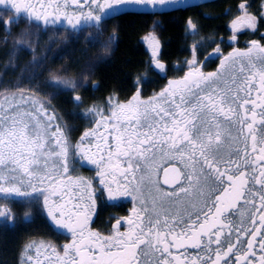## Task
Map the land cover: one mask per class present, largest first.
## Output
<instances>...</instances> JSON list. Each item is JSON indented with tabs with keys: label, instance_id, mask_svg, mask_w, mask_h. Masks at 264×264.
Wrapping results in <instances>:
<instances>
[{
	"label": "flooded vegetation",
	"instance_id": "af4514ba",
	"mask_svg": "<svg viewBox=\"0 0 264 264\" xmlns=\"http://www.w3.org/2000/svg\"><path fill=\"white\" fill-rule=\"evenodd\" d=\"M261 1L0 0V12L13 15L0 23L10 40L23 22L72 32V42L126 14L185 16L187 48L178 58L163 61L164 43L143 40L147 66L163 79L157 91L143 95L144 76L131 97L92 109L87 127L79 116L77 130L49 110L51 131L19 148L26 162L17 175L3 173L18 178V193L0 190V221L41 223L23 264H264ZM220 4L224 30L203 32L198 18L211 19L205 10ZM6 39L0 35V50ZM29 112L44 128L38 109Z\"/></svg>",
	"mask_w": 264,
	"mask_h": 264
},
{
	"label": "trees",
	"instance_id": "16d2710c",
	"mask_svg": "<svg viewBox=\"0 0 264 264\" xmlns=\"http://www.w3.org/2000/svg\"><path fill=\"white\" fill-rule=\"evenodd\" d=\"M250 1L254 2L255 0ZM261 3L264 4V1ZM222 8L223 5L220 4L210 10H205L211 15V19L198 18L199 27L203 32L217 34L224 30L225 17L222 15ZM184 20L183 14L163 19L126 14L121 16L114 26L105 27L102 30L94 27L86 29L84 35L76 37L69 43L67 49L60 51L58 56L61 62L69 64L72 71H79L80 64L76 60L80 59L82 53L78 51L83 48L87 49L88 55L95 53L97 48L107 47L110 48V54L93 70L92 83L85 87L79 95L82 103L75 101L74 93L62 91L54 100L57 109L77 130L80 127L77 121L79 116L83 120V125L87 127L88 122L94 116L91 112L92 109L104 108L108 102L115 99L119 101L131 97L136 90V80L142 79L144 76L148 78V81L142 82L143 95L147 96L152 91H157L160 88L159 85L163 83V79L147 66L149 54L147 55L143 40L155 37L161 43L163 42L165 45L163 61L174 60L187 48V40L183 35L185 32L183 30ZM23 24L26 23H21L16 31L19 32L24 26ZM1 32V36L7 37L6 43L0 50V64H4L11 42L7 32H3V30ZM115 32L114 41L115 36L111 35H114ZM16 33L11 35L14 37ZM30 53L29 56L32 57L33 52ZM61 55H64L66 60H63ZM55 66V63H50L49 69ZM19 224L21 223L11 225L0 221V264H23L22 250L30 243L27 239L42 226L40 222L34 225L21 224L23 227Z\"/></svg>",
	"mask_w": 264,
	"mask_h": 264
},
{
	"label": "rangeland",
	"instance_id": "374dc122",
	"mask_svg": "<svg viewBox=\"0 0 264 264\" xmlns=\"http://www.w3.org/2000/svg\"><path fill=\"white\" fill-rule=\"evenodd\" d=\"M8 19H13V15L7 11L0 12V23L6 24ZM23 25L25 27L23 26V29L21 28L19 32L17 31L14 37L10 36L11 45L7 52L6 60L4 64H0V124L2 125L0 127V190L8 188L15 194L18 193L17 188L14 186L19 184L18 178L13 176L11 179L9 178L10 174L5 176L3 173L10 170L11 173L17 175L18 172L16 170H18L20 160L26 162V158L18 159L20 155L18 153L19 148L24 146L32 148L30 142L35 139L42 140L38 134L51 131L52 124L55 122L54 117L49 119L50 115H47L46 112L57 110L53 100L57 99L62 91L74 93V98L78 97L83 89L92 82L93 70L110 54V48L108 49L107 47L97 48L95 53L88 55L86 53L87 49L83 48L78 51L82 53L80 59L76 60L80 64V68L78 67L80 70L72 71L69 64L62 63L58 56L60 51L68 48L72 32L61 28L51 30L40 26L28 27L26 24ZM11 26H13V23L7 28L11 29ZM46 26L48 25L44 27ZM72 26L75 29L80 27L79 24ZM30 52H33L32 57L29 56ZM61 57L66 60L64 55H61ZM70 58L72 57L70 56ZM50 63H55L56 66L49 69ZM133 103H136V100ZM31 106L37 108L45 118H42L40 114H36L39 121L37 122L38 127L41 124L44 128L37 130V125L34 123L36 117L29 115ZM27 107V112H19L21 108ZM129 107L127 106L128 109ZM21 116L26 120H23ZM58 116L59 121H63L62 115L58 114ZM17 117L21 120L16 123L15 119ZM28 124H31L32 128H28ZM27 134H32V138L25 141V138H29ZM69 146H72L71 141ZM83 152L84 150H81V153ZM30 154L34 153L30 152ZM83 154H87L86 157L89 156L88 153L84 152ZM3 178L8 181L6 182ZM2 180L6 184L12 183L13 185L5 186ZM37 198L42 199V195H36L35 199ZM0 202L2 203L1 205H4V201L0 200ZM23 202L27 204L30 203V200L25 199ZM10 204L12 202L6 203L7 209H10ZM47 207L50 209L51 205L47 204ZM52 207L53 209H64L63 205H52ZM56 212L62 211L50 210L53 216ZM49 245L56 248L52 243H49Z\"/></svg>",
	"mask_w": 264,
	"mask_h": 264
},
{
	"label": "bare ground",
	"instance_id": "6f19581e",
	"mask_svg": "<svg viewBox=\"0 0 264 264\" xmlns=\"http://www.w3.org/2000/svg\"><path fill=\"white\" fill-rule=\"evenodd\" d=\"M182 18V17H181ZM148 69V68H147Z\"/></svg>",
	"mask_w": 264,
	"mask_h": 264
}]
</instances>
